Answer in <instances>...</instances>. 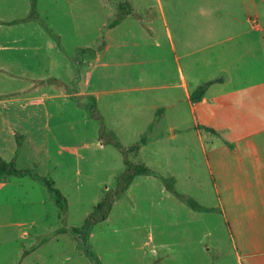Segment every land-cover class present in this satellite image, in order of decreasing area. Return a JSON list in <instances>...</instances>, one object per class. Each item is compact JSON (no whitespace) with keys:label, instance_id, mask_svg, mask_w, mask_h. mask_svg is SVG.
<instances>
[{"label":"rangeland","instance_id":"374dc122","mask_svg":"<svg viewBox=\"0 0 264 264\" xmlns=\"http://www.w3.org/2000/svg\"><path fill=\"white\" fill-rule=\"evenodd\" d=\"M170 1L160 3L167 7ZM187 1L204 8L213 2L172 4ZM118 4L133 10L134 18L107 28L119 14ZM157 4L36 0L33 20L7 25L1 21L29 15L30 0H0V44L18 38L16 50L0 51V156L46 178L67 200L63 224L41 184L9 178L0 187V264H264V181L258 184L252 173L259 145H249L250 154L239 160L219 140L205 158L184 108L178 118L165 110L158 128L152 124L146 132L147 107L165 103L159 87L177 75L164 27L148 18ZM254 5L264 22V0ZM104 42L110 50L101 64L89 65L90 53L81 50H96ZM162 70L164 77H157ZM89 93H96L98 114L123 148L147 138L139 155L128 159L151 174L134 178L107 220L82 241L64 230L81 227L123 170L117 149L97 140L98 122L85 110ZM260 114L264 118V103ZM157 132L164 138L155 140ZM263 150L257 152L264 155ZM163 178H173L174 192L205 211L192 210L171 194Z\"/></svg>","mask_w":264,"mask_h":264},{"label":"crops","instance_id":"0c3cea01","mask_svg":"<svg viewBox=\"0 0 264 264\" xmlns=\"http://www.w3.org/2000/svg\"><path fill=\"white\" fill-rule=\"evenodd\" d=\"M174 1L176 0H171L165 7L157 0L154 14L148 16L150 20L159 22L161 28L164 27L165 39L174 54L177 75L172 82L159 87L164 91L160 95V101L165 103L156 101V105L147 107L149 125L146 132L152 124L158 128L165 110L171 109L172 117L178 118L181 108H184L191 116L193 130L202 144L205 158L208 151L215 146L214 143L222 140L227 143L226 149L230 151L226 150V153L242 160L244 152L250 154L249 145L258 144V148L264 147V118H261L260 114L264 103V22L258 21L260 16L254 0H243L244 4L240 5L237 0H213L208 8L189 5L188 1L185 8V4H172ZM194 7L197 8L199 16H196ZM151 9L145 8L146 12ZM237 11L241 15H238ZM132 13L133 10L131 16L127 15L116 27L126 18H134ZM12 21L14 20L1 22L9 25ZM170 29L174 30V35ZM17 39L2 40L0 51L16 50ZM109 50L110 45L104 42L101 51L95 55L90 54L88 64L100 65L102 57ZM121 55L124 54H116ZM164 73V70L161 73L157 71L155 75L163 76ZM216 79H221V82L212 84L200 102L190 101L191 94L198 86ZM31 81L32 84L37 82ZM89 96H93L97 101L96 93H89ZM34 98L26 97L25 100L30 103L38 101ZM204 128L213 130L217 135ZM158 132L155 134V140L159 141L164 136ZM260 134L263 136L258 138ZM242 146L245 148L243 151ZM216 149L222 150L223 147ZM257 150L252 173L259 184L262 182L260 179L264 181V171L260 170L264 155ZM239 164H242L241 170L245 172V162L240 161ZM4 183H0V187H3Z\"/></svg>","mask_w":264,"mask_h":264},{"label":"trees","instance_id":"16d2710c","mask_svg":"<svg viewBox=\"0 0 264 264\" xmlns=\"http://www.w3.org/2000/svg\"><path fill=\"white\" fill-rule=\"evenodd\" d=\"M35 2L36 0H30V12L29 15L20 20H14L9 23L17 24V23H25L33 20L35 18ZM117 9L119 11L118 16L107 25V28H114L127 16L131 14V9H125L122 4H118ZM103 44L93 51L90 48H85L81 50L82 52L90 53L91 55H95L99 51L102 50ZM221 79L208 81L200 86H198L194 92L190 96V101L192 103H198L202 100L203 95L206 90L215 83H220ZM85 110L88 114V117L92 120L98 122V135L97 140L101 146H112L120 153L122 157V172L116 177L115 185L113 189L106 191L103 196L99 199V201L93 206L92 211L85 217L83 224L79 228H70L64 231L70 232L72 235L77 236L79 239L84 241L85 236L87 235L90 228L95 225H98L109 217L112 206L116 200L121 198L126 190L130 187L134 178L139 176H148L151 174V171L143 164L140 163H132L128 159V154L138 155L140 149L146 144L147 138L145 136L141 137L137 143L129 147L128 149L123 148L118 142L116 135L113 131L106 128L103 124L102 117L98 114L96 100L93 96L87 97V104L85 106ZM206 131L212 132L216 134L213 130L209 128H204ZM19 148V145H18ZM18 151V150H17ZM10 177H29L32 180L41 184L45 189L49 196L52 198L56 208L62 215V223H65V217L67 214V200L65 196L44 177H40L33 170H19L16 168L15 162L5 161L0 156V183L6 182ZM162 183H164L165 188L171 192V194L176 195L181 201H183L189 208L196 211H205L204 208L199 206L197 203L190 199L183 198L178 196L174 192V180L173 178L161 179Z\"/></svg>","mask_w":264,"mask_h":264}]
</instances>
